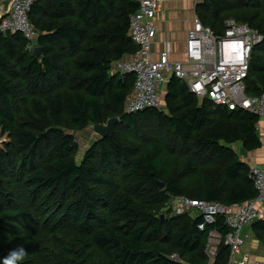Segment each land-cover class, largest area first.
Instances as JSON below:
<instances>
[{
    "label": "trees",
    "instance_id": "obj_1",
    "mask_svg": "<svg viewBox=\"0 0 264 264\" xmlns=\"http://www.w3.org/2000/svg\"><path fill=\"white\" fill-rule=\"evenodd\" d=\"M137 10L133 0H37L29 19L40 57L22 34H0V134L9 138L0 151V260L23 247L19 264H209V234L227 236L225 219L201 231L202 218L176 215L173 201L256 198L251 169L230 145L261 147L257 115L201 101L176 77L167 112L126 113L136 77L111 71L138 51ZM198 16L219 36L233 20L264 37V0H206ZM245 85L249 97L264 94V42ZM114 118L111 135L79 158L72 132ZM255 224L264 232V221ZM48 234L52 249L41 244ZM230 257L221 244L215 264Z\"/></svg>",
    "mask_w": 264,
    "mask_h": 264
},
{
    "label": "built area",
    "instance_id": "obj_2",
    "mask_svg": "<svg viewBox=\"0 0 264 264\" xmlns=\"http://www.w3.org/2000/svg\"><path fill=\"white\" fill-rule=\"evenodd\" d=\"M37 0H9L7 12L0 18L2 33L22 34L28 41V49L35 50L38 33L29 19V13ZM137 12L130 18V37L138 47L131 61L123 63L118 72L121 76L134 75L135 93L126 105L127 114L161 109L160 90L166 83V75L172 74L185 82L190 91L215 107L228 111L244 110L264 118V94L249 97L246 80L249 77L250 61L255 47L264 42V37L248 25L233 20L226 22L225 35L219 36L196 19L188 31L186 59L173 62L169 50L156 60L153 48L157 36L155 19L161 6L156 0H133ZM257 196L237 206L193 200L187 197L175 199L176 215L197 213L203 222L198 226L204 231L216 223L219 217L231 230L223 237L219 232L209 234L207 256L209 264H215L221 244L229 247V264H251L248 260L236 261L245 245L242 233L256 221H264V168L250 171ZM173 259H179L173 256ZM255 264H264L257 262Z\"/></svg>",
    "mask_w": 264,
    "mask_h": 264
},
{
    "label": "crops",
    "instance_id": "obj_3",
    "mask_svg": "<svg viewBox=\"0 0 264 264\" xmlns=\"http://www.w3.org/2000/svg\"><path fill=\"white\" fill-rule=\"evenodd\" d=\"M156 1H158L161 8L155 19L157 36L153 48V57L157 60L162 52L169 50L173 62H184L188 31L192 28L195 20L199 19L198 9L205 4L206 0ZM8 5L9 0H5L0 4V18L7 12ZM133 56H126L123 60L114 63L111 73L117 74L120 71L121 64L131 61ZM173 77L175 76L167 74L166 83L161 87L160 99L162 93L161 103L163 105L165 104L167 87ZM201 101L203 100L201 99ZM257 132L261 141V147L257 150L248 151L241 142L230 145L240 160L248 165L251 170L264 168V118H260ZM85 135L88 136V134ZM90 138L93 139L91 136ZM257 224L244 229L242 235L245 238V245L241 250V254L235 258L236 261L246 259L251 264L264 261V232L256 226Z\"/></svg>",
    "mask_w": 264,
    "mask_h": 264
},
{
    "label": "rangeland",
    "instance_id": "obj_4",
    "mask_svg": "<svg viewBox=\"0 0 264 264\" xmlns=\"http://www.w3.org/2000/svg\"><path fill=\"white\" fill-rule=\"evenodd\" d=\"M163 94L161 93V100H162ZM162 107L159 111H164L167 112V109L165 108V104L163 105L161 103ZM147 130V129H146ZM75 135L76 141L79 145V158L82 157L83 154L87 153L89 149L92 147L94 141H97L99 139V136L94 134L93 127H89L85 129L84 131L78 132L75 134V132H72ZM85 134H88L86 136ZM137 134V133H136ZM140 136H146L147 138H150L152 133H145L144 135L138 134ZM93 137L92 138H90ZM9 142L8 136H4L0 134V151L3 150L4 145ZM175 200L173 201L172 208L176 207ZM184 215H190L192 218H197L199 215L197 213H191V214H184ZM60 236V235H59ZM62 237V236H60ZM56 240V235L55 234H48L43 239L41 240V244H48V248L52 249L51 242H55ZM42 251H43V246H42ZM43 255V254H42ZM43 257V256H42Z\"/></svg>",
    "mask_w": 264,
    "mask_h": 264
},
{
    "label": "water",
    "instance_id": "obj_5",
    "mask_svg": "<svg viewBox=\"0 0 264 264\" xmlns=\"http://www.w3.org/2000/svg\"><path fill=\"white\" fill-rule=\"evenodd\" d=\"M2 32L0 31V34ZM34 54L37 56V57H40L41 56V48L39 46H37L34 50ZM120 122V120L118 118H114V119H111L109 120L106 124L104 125H97V126H94L93 127V131H94V134L99 136L100 139L102 138H107L108 136L111 135L114 127ZM159 186L160 188H164V185L159 183ZM161 219L164 220L165 217L164 215L161 216Z\"/></svg>",
    "mask_w": 264,
    "mask_h": 264
},
{
    "label": "clouds",
    "instance_id": "obj_6",
    "mask_svg": "<svg viewBox=\"0 0 264 264\" xmlns=\"http://www.w3.org/2000/svg\"><path fill=\"white\" fill-rule=\"evenodd\" d=\"M26 255V250L23 247H17L8 253L6 257L0 260V264H19Z\"/></svg>",
    "mask_w": 264,
    "mask_h": 264
}]
</instances>
